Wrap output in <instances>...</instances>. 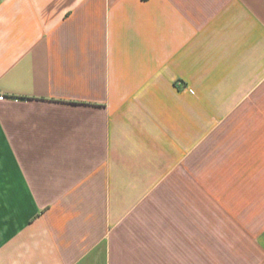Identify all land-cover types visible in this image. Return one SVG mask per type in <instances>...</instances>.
I'll list each match as a JSON object with an SVG mask.
<instances>
[{
    "label": "crops",
    "instance_id": "obj_1",
    "mask_svg": "<svg viewBox=\"0 0 264 264\" xmlns=\"http://www.w3.org/2000/svg\"><path fill=\"white\" fill-rule=\"evenodd\" d=\"M0 264H264V0H0Z\"/></svg>",
    "mask_w": 264,
    "mask_h": 264
}]
</instances>
